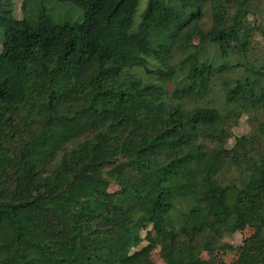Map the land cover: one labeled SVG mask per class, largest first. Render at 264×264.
Masks as SVG:
<instances>
[{"label": "trees", "instance_id": "16d2710c", "mask_svg": "<svg viewBox=\"0 0 264 264\" xmlns=\"http://www.w3.org/2000/svg\"><path fill=\"white\" fill-rule=\"evenodd\" d=\"M16 1L0 0V264H157L154 246L165 264H264V0H75L62 23ZM171 54L181 87L131 73L165 82ZM216 84L236 113L184 105Z\"/></svg>", "mask_w": 264, "mask_h": 264}, {"label": "rangeland", "instance_id": "374dc122", "mask_svg": "<svg viewBox=\"0 0 264 264\" xmlns=\"http://www.w3.org/2000/svg\"><path fill=\"white\" fill-rule=\"evenodd\" d=\"M145 3L146 0H140L139 11L142 10V8L145 6ZM38 8L45 9V12L50 15L51 19L56 23H62L64 21H81L83 18V12L76 5L75 0H31L27 4L28 13L30 16L35 13ZM14 11L17 18H21L23 16L20 0L16 1ZM194 40L196 43H198L200 39L195 36ZM168 58L170 59V64L175 67L176 73L173 75V77L169 78L165 82H162L156 75L146 74L141 68H133L131 69V73L137 77H140L144 81L155 82L158 85H162L168 90L172 89L173 87H181L183 84H185L183 79L185 66L180 62L179 58L175 54L169 55ZM195 104L217 108L223 116L227 115L228 113L237 112V110L232 105L226 103L225 95L217 84L213 86L209 97L205 100H199L195 95H190L184 100L185 106H191ZM248 128L249 127L246 118L242 117L239 121V124L234 127L233 134L240 135L246 132ZM116 189L117 187L114 185L109 187L110 191H115ZM249 232V229L245 230L244 232H235L231 237L227 238V241L233 244H239L244 235H247ZM145 244L146 241L143 240L140 245ZM147 256L150 260L157 264H165L163 258L160 255L159 246H154ZM200 257L207 260L210 264H216L221 260L229 262L232 258L231 255L225 256L221 251L218 250L204 251L201 253Z\"/></svg>", "mask_w": 264, "mask_h": 264}]
</instances>
